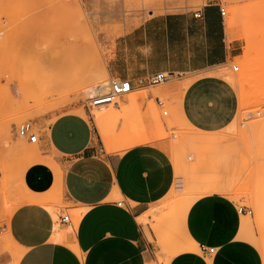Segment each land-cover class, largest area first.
<instances>
[{"label":"crops","instance_id":"obj_1","mask_svg":"<svg viewBox=\"0 0 264 264\" xmlns=\"http://www.w3.org/2000/svg\"><path fill=\"white\" fill-rule=\"evenodd\" d=\"M81 1L82 15L74 5L72 19L62 27L69 37L58 47L63 77L60 75L57 82L63 83L55 89L66 91L74 85L80 89L92 75L106 81L101 74L109 82L128 81L136 98L131 107L133 119L135 115L142 118L137 123L138 144L121 153H104L90 107H82L84 116L70 112L80 108L74 100L80 95L73 91L63 112L39 138L40 158L61 173L65 209L55 220L56 214L45 207L23 203L12 211L0 235L9 232L13 254L18 253L14 264H160L161 233L152 226L151 215L172 190L175 172L166 149L144 141L149 137V116L144 111L152 95L140 91L152 86L146 82L150 75L164 73L173 79L221 70L237 56V46L226 41V32H230L224 26L218 0H143L145 8L126 18H120L117 0ZM69 49L75 57L62 58ZM98 68L102 70L99 74ZM75 70L80 73L73 74ZM189 82L161 90L176 98ZM12 92L20 97L15 88ZM124 103L129 107L128 101ZM222 107H217L221 120L228 115ZM177 110L175 122L180 123V115L184 116L179 107ZM47 165L35 166L25 174L30 194L44 195L51 189L54 178ZM71 209L83 211L77 227L71 222L59 223L61 213ZM184 224L188 242L167 264H250L236 241L241 214L225 196L212 194L194 201ZM56 225L60 239L54 240ZM0 246L11 251L1 238ZM201 246L214 249V253H200Z\"/></svg>","mask_w":264,"mask_h":264},{"label":"rangeland","instance_id":"obj_2","mask_svg":"<svg viewBox=\"0 0 264 264\" xmlns=\"http://www.w3.org/2000/svg\"><path fill=\"white\" fill-rule=\"evenodd\" d=\"M117 1L120 18L145 8L143 0ZM218 1L225 11L224 26L230 32H226V41L237 46V56L224 68L221 67L228 75H213L211 73L218 68L211 69L178 75L140 91L152 95L144 113L149 116L146 117L149 136L154 137H147L144 141L162 145L171 158L175 172L172 190L153 208L151 215L152 226L161 233L160 264H167L170 257L179 253L182 245L188 242L184 224L188 208L197 199L212 194L223 195L237 208L246 210L241 215V223L245 222L248 228L245 226L246 229L239 230L236 241L250 258V264H264V129L258 135L248 132V126L255 124V120L264 124V0ZM74 5L82 15L79 10L81 0H0L1 223H7L12 211L23 203L45 207L51 214H56L55 220L65 209L61 173L40 158V140L29 143L19 136V128L30 124L38 138L42 137L50 123L63 112L68 95L73 91L81 97L74 99L80 108L70 109V112L84 116L82 107L90 101L83 98L82 91L89 85V80L80 89L74 85L66 91H59L50 85L48 87L45 80L50 84L53 75L50 71L45 73V69L42 72V65L41 68L39 66L42 62L39 57H44V54L47 63H58L59 44L69 37L62 27L72 19ZM235 11H241L239 14L243 17L238 19L242 24L239 21L234 30H228V21ZM246 29L250 32V43L243 38ZM248 57H252L253 74L251 70L244 69L250 65ZM232 66H237L238 71L233 72ZM101 71L98 68L97 74ZM101 75L109 84L108 78ZM252 75L258 77L255 79ZM184 80L190 82L179 90L178 100L161 90ZM12 88L20 97L14 96ZM156 98L161 102L160 106L155 102ZM135 99L131 92L111 105L90 107L98 145L104 153H121L138 144L140 130L137 123L142 118L135 115L133 119L131 107H134ZM124 101H128L129 107ZM220 106L228 110L223 120L221 117L218 119L217 107ZM178 107L184 116L180 115V123L175 122ZM163 111L167 114L163 115ZM247 112H251L252 117L246 116ZM96 118L106 126L108 134L98 130ZM155 120L161 122L159 127L155 125ZM105 135H109L110 143ZM42 165L52 170L54 182L44 195H32L25 188L24 177L30 169ZM111 200L118 199L112 197ZM82 213L81 209H71L61 215H69L72 225L77 227ZM57 225L54 230L58 233ZM0 238L7 249L12 248L7 235L2 233ZM192 248L197 251L195 243H192ZM13 253V249L10 251L0 246V264L16 263L18 253Z\"/></svg>","mask_w":264,"mask_h":264},{"label":"bare ground","instance_id":"obj_3","mask_svg":"<svg viewBox=\"0 0 264 264\" xmlns=\"http://www.w3.org/2000/svg\"><path fill=\"white\" fill-rule=\"evenodd\" d=\"M24 2V1H23ZM21 3V2H20ZM247 9V8H246ZM249 9H251V7H249ZM237 10V9H236ZM240 9H238V11H239ZM238 11H235V14H234V16H232V18L228 21V24H227V29L228 30H234L236 27H237V24H238V22L240 21L238 18H242L243 16L242 15H240L239 13L241 12H239L238 13ZM251 11V10H250ZM244 12V11H243ZM246 12V11H245ZM242 14V13H241ZM245 14V13H244ZM240 15V16H239ZM246 15H250V14H246ZM252 15V14H251ZM231 16V15H230ZM235 17V18H234ZM247 17V16H246ZM250 17V16H249ZM73 19H75V18H73ZM238 19V20H237ZM250 19V18H249ZM237 21V22H236ZM244 23V22H243ZM246 23V22H245ZM27 24H28V22H27ZM76 24H78V22L76 23ZM240 24H242V22L240 21ZM29 25V24H28ZM245 26V25H244ZM251 25H249V27H250ZM29 27V26H28ZM74 28H76L75 26H74ZM80 28V27H79ZM242 28H243V26H242ZM247 28H248V26H247ZM75 30H77V29H75ZM244 30V29H243ZM82 31V30H81ZM244 32V35H245V37H243V38H245L246 39V42L247 43H250V32L248 33L247 32V29L245 30V31H243ZM243 35V34H242ZM249 45V44H248ZM72 50V49H71ZM53 52V51H52ZM65 52H66V56H65ZM64 52V56L62 57V58H68L69 56H70V58H68V59H71L72 57H75L74 55V53H73V51L72 52H70V49L68 50V51H65ZM68 52V53H67ZM77 52V51H76ZM74 55H73V54ZM45 55V56H44ZM44 55H42V56H44V57H39V59L42 61V62H39L40 64H39V66L40 65H42V72H44V69H45V73H48V71H50L51 72V75H53L54 77H51V79L53 80H51L52 82H50V84H49V81H47V80H45V83H48L47 85H48V87H54V89H55V85L57 84H61V82L63 81V80H61V82L59 81V82H57V80H58V77L61 75L62 77H63V75H62V72H60L61 70H60V65H61V68H62V65H63V62H62V64L60 63V61H58L59 62V64L58 63H47L46 62V54H44ZM248 56H249V54H248ZM45 58V59H44ZM248 58H250V60H249V62H248V64H250V63H252L251 61H252V57H248ZM37 59V58H36ZM39 60V61H40ZM44 60V61H43ZM65 60V59H64ZM31 61H32V59H31ZM68 64H69V62H67ZM36 64H38V62L36 63ZM253 64V63H252ZM252 64H250L249 66H251ZM77 65V64H76ZM248 66V65H247ZM248 66V67H249ZM248 67H246V68H244L245 70H248L249 72H250V70H251V72L253 71L254 72V70H252V67H253V65L251 66V67H249V69H248ZM40 68H41V66H40ZM77 70H75V71H73V72H75V73H73V74H75V75H77L76 73H80L79 71L78 72H76ZM215 71V70H214ZM50 72H49V74H50ZM247 72V71H246ZM253 72H252V74H253ZM103 73V72H102ZM211 74H213V75H218V76H222V77H224L223 75H225L226 73L222 70V68H221V70H218V71H215V72H213V73H211ZM68 75V74H67ZM66 75V76H67ZM226 75H228V74H226ZM250 75H251V73H250ZM50 76V75H49ZM66 76H65V78H66ZM74 76V75H73ZM97 76V75H96ZM94 77L93 75H92V79H90L89 80V85L86 87V88H84L83 89V91H82V96H83V98L84 99H86V101H90L91 99H93L94 97H97V96H100V95H103V94H105V93H107L109 90V84H108V82L107 81H104V80H101V79H99V78H97V77ZM253 76V75H252ZM62 77H61V79H62ZM258 77V76H257ZM257 77H255V75L253 76V78H257ZM49 78V77H48ZM76 78H77V76H76ZM101 78H103V77H101ZM229 78V77H228ZM50 79V78H49ZM72 79V78H71ZM73 79H74V77H73ZM225 79H226V77H225ZM65 80V79H64ZM75 80V79H74ZM227 81H231V80H228V79H226ZM72 81V80H71ZM70 81V82H71ZM54 85H53V84ZM63 83V82H62ZM50 85V86H49ZM56 85V86H57ZM183 85V84H182ZM186 87H187V85H185ZM185 86L183 85L182 87H184L185 88ZM51 88V89H52ZM131 93V92H130ZM129 94V93H128ZM126 95V94H125ZM177 98H179L178 96H176V100H177ZM119 101V100H118ZM109 105H111V104H109ZM101 106H105V105H101ZM101 106H97V107H101ZM245 115L246 116H250V117H252V113L251 112H247V113H245ZM154 117H156V115H154ZM256 117V116H255ZM254 118V117H253ZM160 120V119H159ZM252 120V119H251ZM156 121V120H155ZM255 121H257L255 124H253V125H251V126H248L249 128H248V132L249 133H251V134H255V135H258V134H260L262 131H263V129H264V124H262L263 123V121H259V120H255ZM259 121V122H258ZM251 122H253V121H251ZM95 123H96V126H97V128H98V130L101 132V133H103V134H108V131H107V128H106V126L105 125H103V123L99 120V119H95ZM156 123H157V121H156ZM161 124V122L159 121L157 124H155V125H157V127H159L158 125H160ZM233 123V122H232ZM156 127V128H157ZM8 128H9V125H8ZM152 137H154V136H149L148 138H152ZM105 139L108 141V140H110V137H109V135H105ZM111 142V140L109 141V143ZM108 143V142H107ZM32 194V193H31ZM259 203V202H258ZM261 206V205H260ZM245 222H242L241 223V225H240V229L239 230H244V229H246V227H247V225L245 224ZM246 226V227H245ZM245 227V228H244ZM248 228V227H247ZM7 233V232H6ZM9 233V232H8ZM7 233V234H8ZM5 234V233H4ZM7 234H5V235H7ZM8 236V235H7ZM239 236V235H238ZM8 239H9V236H8ZM53 239L55 240V239H60V235L54 230V233H53ZM62 239V238H61ZM52 240V239H51ZM16 258V257H15Z\"/></svg>","mask_w":264,"mask_h":264},{"label":"built area","instance_id":"obj_4","mask_svg":"<svg viewBox=\"0 0 264 264\" xmlns=\"http://www.w3.org/2000/svg\"><path fill=\"white\" fill-rule=\"evenodd\" d=\"M219 12L222 17L225 15V11L222 7H219ZM232 71L237 72L238 67L237 66H232ZM168 75L164 73H158L154 75H150L146 78V82L149 85L155 86L159 85L161 83H164L167 81ZM132 91L131 85L128 81H119V80H113L110 81L109 83V91L103 95L94 97L93 99L90 100L88 103L89 107H97L101 105H109L112 104L121 97L122 95L128 94ZM155 102L157 103L158 106L161 105V102L158 101V99H155ZM167 112L163 111V115H166ZM19 136L22 138L27 139L29 143H35L37 141L38 136L37 134L33 131L32 126L30 124H23L19 128ZM238 213L243 215L246 213V210L243 208H238ZM250 214V211H248ZM71 222L69 215H61L59 217V223L61 224H67ZM4 223L0 222V233H1V227ZM200 252L201 253H207V254H213L214 249H208L203 246L200 247Z\"/></svg>","mask_w":264,"mask_h":264}]
</instances>
